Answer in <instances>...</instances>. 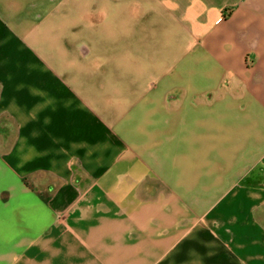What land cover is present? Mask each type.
Instances as JSON below:
<instances>
[{
	"label": "crops",
	"instance_id": "obj_1",
	"mask_svg": "<svg viewBox=\"0 0 264 264\" xmlns=\"http://www.w3.org/2000/svg\"><path fill=\"white\" fill-rule=\"evenodd\" d=\"M0 264H264V0H0Z\"/></svg>",
	"mask_w": 264,
	"mask_h": 264
}]
</instances>
